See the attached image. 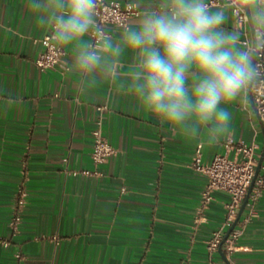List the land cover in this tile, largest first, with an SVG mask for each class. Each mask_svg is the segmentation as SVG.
Instances as JSON below:
<instances>
[{
	"label": "crops",
	"instance_id": "obj_1",
	"mask_svg": "<svg viewBox=\"0 0 264 264\" xmlns=\"http://www.w3.org/2000/svg\"><path fill=\"white\" fill-rule=\"evenodd\" d=\"M114 1L141 10L129 25L163 7L161 0ZM216 9L226 10L225 27L251 39L249 23H238L227 7ZM108 31L116 43L124 29ZM50 33L30 0H0V264H264V194L247 204L235 250L210 257L207 240L224 225L228 196L216 194L201 211L206 177L191 167L198 145L210 163L229 138L257 144L262 153L252 86L227 106L230 133L209 144L204 127L170 130L145 111L129 86L137 62L131 51L109 58L114 71L104 65L83 73L70 45L63 47L67 71L39 70L42 47L33 39ZM98 122L115 154L98 167L102 176H84L95 170Z\"/></svg>",
	"mask_w": 264,
	"mask_h": 264
},
{
	"label": "clouds",
	"instance_id": "obj_2",
	"mask_svg": "<svg viewBox=\"0 0 264 264\" xmlns=\"http://www.w3.org/2000/svg\"><path fill=\"white\" fill-rule=\"evenodd\" d=\"M160 10L146 11L123 31L119 42L97 21V0H30L34 12L52 28L60 47H75V67L91 73L118 59L136 55L130 88L145 111L170 130L204 127L208 143L230 133L227 106L260 78L256 55L264 53V0H235L227 8L246 15L249 41L225 27L226 10L209 8L207 0H161ZM95 32V42L85 39ZM225 107H221V105Z\"/></svg>",
	"mask_w": 264,
	"mask_h": 264
},
{
	"label": "built area",
	"instance_id": "obj_3",
	"mask_svg": "<svg viewBox=\"0 0 264 264\" xmlns=\"http://www.w3.org/2000/svg\"><path fill=\"white\" fill-rule=\"evenodd\" d=\"M235 3V0H207L209 8H224L228 3ZM142 14L136 4L121 3L114 0H97L96 21L100 29L111 36L108 31L110 27L125 29L129 26L130 20ZM238 23L247 24L246 15H233ZM95 32L89 34L90 43L95 42ZM33 42L42 47L41 52L35 60V65L41 71H47L55 67H60L63 71L68 70L66 65V51L58 46L53 40V33L41 38H34ZM256 67L260 73V78L252 85V97L256 106L257 114L264 128V53L256 55ZM99 111L103 107L98 108ZM101 123L98 122L97 128L93 131V151L92 162L94 171L84 170L80 173L84 176L98 177L102 173L98 167L106 163L114 154L115 149L109 140L102 133ZM225 153L216 155L210 163L202 161V145L196 148L191 167L196 172L206 177V184L202 191L200 210L207 209L209 204L215 200L218 193L226 194L228 200L225 203L224 225L214 231L207 240V252L210 257H214L220 251L229 255L235 250V244L242 234V229L236 228L231 232L228 239L222 245L225 237V230L236 220L239 210L248 194L249 188L255 178L256 169L261 158L260 148L257 144H247L244 142H234L231 138L225 142ZM234 153V157L231 156ZM79 172H75L78 175ZM125 191V188H122ZM264 194V159L259 175L254 183L248 204L255 205ZM25 194L21 195L19 204L12 217V225L18 226L20 222L19 213L24 204ZM245 220L242 224H245ZM240 223V221H239ZM238 223V224H239ZM18 260H23L21 254L16 255Z\"/></svg>",
	"mask_w": 264,
	"mask_h": 264
},
{
	"label": "water",
	"instance_id": "obj_4",
	"mask_svg": "<svg viewBox=\"0 0 264 264\" xmlns=\"http://www.w3.org/2000/svg\"><path fill=\"white\" fill-rule=\"evenodd\" d=\"M263 159H264V148H263L262 153H261V158L259 159V163H258V166H257V169H256L255 178H254V180H253V182H252V184H251V186L249 188L248 194H247V196H246V198H245V200H244V202H243V204H242V206H241V208L239 210V213H238V216H237L236 220L232 223V225L230 226L228 232L226 233V235L224 237V241H223L222 245L228 239V237L231 234V232L236 228V226L238 225V223H239V221H240V219H241V217H242V215H243V213L245 211V208H246V206L248 204L249 197H250V194L252 192L254 183H255L258 175H259V172H260V169H261V165L263 163ZM220 252H222V248H220Z\"/></svg>",
	"mask_w": 264,
	"mask_h": 264
}]
</instances>
